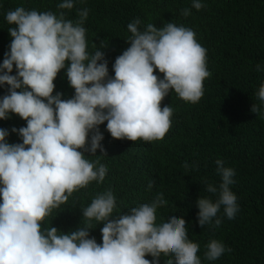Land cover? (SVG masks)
Instances as JSON below:
<instances>
[{"label":"clouds","instance_id":"obj_1","mask_svg":"<svg viewBox=\"0 0 264 264\" xmlns=\"http://www.w3.org/2000/svg\"><path fill=\"white\" fill-rule=\"evenodd\" d=\"M57 7L71 10L73 0ZM192 7L200 10L204 5L193 0ZM189 14L190 10H183V15ZM78 15L73 22L63 11L16 7L6 13L7 23L14 27L8 29L10 51L0 66V85L9 86V94L0 99V120L11 113L27 126L18 130L19 144L7 143L9 133L0 129V264H159L161 254L174 256L166 264H201L199 245L188 239L183 218L173 215L156 224L157 208L167 203L162 193L150 204L133 207L114 219H110L115 207L112 191L97 194L82 215L86 221L103 222L102 245L89 238L90 225L70 234H58L54 227L41 230L45 217L73 192L90 182H103L107 168L99 160L85 159L81 151L93 156L97 149L104 152L99 125L107 122V131L116 140H162L173 114L170 106L161 108L169 91L196 103L210 75L206 49L193 30L174 23L157 29L150 23L140 31L137 18L127 25L132 34L130 47L116 58L115 76L110 78L104 53L97 49L89 56L86 50L83 24L88 10ZM66 61L70 62L67 80L75 95L64 100L62 94L53 92L54 80ZM14 65L17 74L11 75ZM157 69L163 79L154 74ZM257 96L264 103V85ZM251 110L258 113L261 108L253 105ZM90 132L94 134L87 147ZM223 163L216 161L222 176L219 188L211 184L206 188L209 193L218 192V199L197 201L200 227L212 225L214 219L218 227L221 207L228 219L238 211L237 197L230 190L234 170ZM183 166L188 168L187 163ZM152 186L150 182L149 189ZM206 249L208 260L226 251L218 240H211ZM148 255L152 261L145 258Z\"/></svg>","mask_w":264,"mask_h":264},{"label":"trees","instance_id":"obj_2","mask_svg":"<svg viewBox=\"0 0 264 264\" xmlns=\"http://www.w3.org/2000/svg\"><path fill=\"white\" fill-rule=\"evenodd\" d=\"M62 2L0 0V66L10 51L8 29L14 27L6 21L8 11L16 7L56 14L63 11L67 20L76 22L78 13L87 9L83 24L86 50L89 56L97 49L104 53L110 78L115 76L116 58L130 47L132 34L127 25L137 18L140 31L150 23L157 29L174 23L193 30L197 42L206 49L210 75L203 81V95L196 103L185 102L174 90L169 91L161 108L170 106L173 114L170 130L162 140H116L107 131V122L99 125L104 152L97 149L93 156L81 151L85 159L99 160L107 168L103 182L93 181L73 192L65 204L45 217L41 230L54 227L58 234H70L90 225L89 238L102 245L103 222L86 221L82 215L97 194L112 191L115 207L110 219H114L133 207L150 204L162 193L167 203L157 208L156 224L173 215L183 218L188 239L199 245L201 264H264V103L257 96L264 85V0H199L204 5L200 10L192 7L193 0H73L71 10L58 9ZM185 9L190 10L188 16L183 15ZM69 64L66 61L54 80L53 95L60 93L64 100L75 95L66 76ZM16 74L14 65L11 75ZM154 74L163 79L158 69ZM7 94L9 86L0 85V99ZM253 105L261 111L253 113ZM26 126L25 120L11 113L8 119L0 120V129L9 133V144L22 143L18 130ZM93 134L89 133L87 147ZM217 160L234 170L230 190L237 197L238 211L228 219L221 207L218 227L215 219L212 225L200 227L198 199H218V192L206 191L207 185L219 188L222 183ZM211 240L220 241L226 249L216 260L205 256ZM145 258L153 260L150 255ZM168 259L174 260V256L161 254L159 264Z\"/></svg>","mask_w":264,"mask_h":264}]
</instances>
